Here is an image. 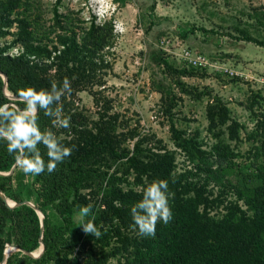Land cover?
I'll use <instances>...</instances> for the list:
<instances>
[{
	"label": "trees",
	"instance_id": "obj_1",
	"mask_svg": "<svg viewBox=\"0 0 264 264\" xmlns=\"http://www.w3.org/2000/svg\"><path fill=\"white\" fill-rule=\"evenodd\" d=\"M154 6L152 0L147 11L151 25L156 24ZM250 18L262 27L263 35H255L251 23L226 34L264 47V13L254 12ZM53 20L52 29H47L31 0H0V71L6 75L7 91L18 97L29 87L50 90L52 82L61 86L65 78L73 90L61 98L62 115L70 118L68 128L53 127L42 110L38 119L40 129L53 131L72 149L71 155L50 174L45 169L40 175H26L17 165L11 174H0V191L7 198L31 201L43 212L44 250L39 257L21 250L40 246L37 212L27 204L9 208L0 197V260L11 244L20 249L11 252L5 264H80V256L83 264H104L117 255L123 258L118 264H264V117L257 119L253 132L258 143L251 168L243 171L227 146L204 149L198 133L178 129L170 101L172 142L190 164L178 169L175 151L161 140L141 134L128 121L120 122L118 113L107 115L109 99L95 120L75 105L82 90H88L96 104L103 98L102 91L93 88L104 85L103 77L112 68L105 55L114 43L112 20L92 18L79 25L85 22L75 23L69 13L57 11ZM180 72L192 73L193 68ZM3 83L0 75V106L16 102L23 109V103L6 95ZM228 114L223 104L209 105V124L217 127L230 121L228 134L236 139L240 125ZM38 148L47 164V149L42 144ZM14 155L0 140V172L12 168ZM154 180L168 182L173 215L168 224L158 221L154 237H141L130 227L131 208ZM88 204L93 215L85 222L94 217L102 233L99 238L86 235L79 226V206Z\"/></svg>",
	"mask_w": 264,
	"mask_h": 264
},
{
	"label": "rangeland",
	"instance_id": "obj_2",
	"mask_svg": "<svg viewBox=\"0 0 264 264\" xmlns=\"http://www.w3.org/2000/svg\"><path fill=\"white\" fill-rule=\"evenodd\" d=\"M31 1L49 30L55 11L69 13L75 23L85 22L79 25H87L92 18L113 22L114 43L105 54L112 68L103 77L104 85L93 88L102 91L101 102L96 104L88 90L76 95L75 105L86 117L97 119L102 103L109 99L107 115L118 113L120 122L128 121L141 134L161 140L175 151L177 168L182 169L190 164L172 142L167 109L173 101L171 115L178 129L198 133L204 149L227 146L235 154L237 169L251 168L258 143L253 132L257 119L264 117V47L231 39L226 33L236 34L233 27L251 23V31L263 35L262 27L250 17L254 12L264 13V0H154V25L147 14L152 0ZM201 28L213 32L205 34ZM192 29L194 33L181 36ZM186 49L190 55H205L206 65H190L184 56ZM191 67L192 73L180 72ZM214 103L225 105L229 117L240 125L238 138L229 137L230 121L210 127L208 108ZM78 260L83 264L82 256ZM119 260L123 261L121 255L104 264Z\"/></svg>",
	"mask_w": 264,
	"mask_h": 264
},
{
	"label": "clouds",
	"instance_id": "obj_3",
	"mask_svg": "<svg viewBox=\"0 0 264 264\" xmlns=\"http://www.w3.org/2000/svg\"><path fill=\"white\" fill-rule=\"evenodd\" d=\"M72 91L71 81L65 78L61 86L52 82L50 90L38 91L31 87L20 90L18 102L25 105L23 109L16 102L0 106V140L6 141L7 151L15 154L16 165L26 175H40L45 169L50 174L71 155L72 149L63 146L53 131L40 129L38 119L42 110L51 119L53 127L68 128L70 118L62 115L61 98ZM41 144L47 149V164L38 148ZM78 215L83 232L99 238L102 233L94 217L85 222V218L93 215L92 205L79 206ZM172 215L168 182L154 180L144 189L142 199L132 206L130 227L141 237H154L158 221L168 224Z\"/></svg>",
	"mask_w": 264,
	"mask_h": 264
},
{
	"label": "water",
	"instance_id": "obj_4",
	"mask_svg": "<svg viewBox=\"0 0 264 264\" xmlns=\"http://www.w3.org/2000/svg\"><path fill=\"white\" fill-rule=\"evenodd\" d=\"M0 75L2 76L3 78V81H4V91L6 93V95L11 98V99H18V97L14 94H10L7 89H6V75L0 71ZM16 168V163L12 166V168L8 171V172H0V174H4V175H8V174H11L13 172V170ZM0 197L4 200L5 204L9 207V208H13L15 206H18V205H21V204H27L29 205L30 207H32L36 212L37 214L39 215V218H40V222H41V233H40V246L38 248V250H35V251H27L25 249H21L22 252L32 256V257H39L43 250H44V242H43V239H42V231H43V219H44V214L43 212L31 201H28V200H23V201H13L12 199H9L7 198L2 191H0ZM7 246H10L11 248H13L15 251L16 250H19L20 248L17 247V246H14V245H11V244H7ZM11 253V249H9L8 251L6 250V248L4 249L3 251V255H2V258L0 260V264H5L6 263V258L8 257V255Z\"/></svg>",
	"mask_w": 264,
	"mask_h": 264
},
{
	"label": "built area",
	"instance_id": "obj_5",
	"mask_svg": "<svg viewBox=\"0 0 264 264\" xmlns=\"http://www.w3.org/2000/svg\"><path fill=\"white\" fill-rule=\"evenodd\" d=\"M184 56L188 59L190 65L195 66V67L205 66L207 63V59L205 55H202V54L190 55L188 49L184 51Z\"/></svg>",
	"mask_w": 264,
	"mask_h": 264
},
{
	"label": "bare ground",
	"instance_id": "obj_6",
	"mask_svg": "<svg viewBox=\"0 0 264 264\" xmlns=\"http://www.w3.org/2000/svg\"><path fill=\"white\" fill-rule=\"evenodd\" d=\"M11 248V247H10ZM9 247L6 249L7 251L10 249Z\"/></svg>",
	"mask_w": 264,
	"mask_h": 264
}]
</instances>
